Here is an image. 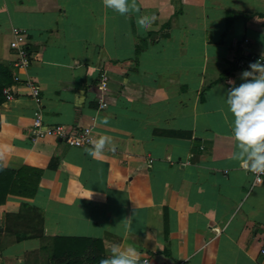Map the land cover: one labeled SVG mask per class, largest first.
I'll list each match as a JSON object with an SVG mask.
<instances>
[{"label": "crops", "instance_id": "crops-1", "mask_svg": "<svg viewBox=\"0 0 264 264\" xmlns=\"http://www.w3.org/2000/svg\"><path fill=\"white\" fill-rule=\"evenodd\" d=\"M136 3L121 16L101 0H0V65L18 79L0 105V168L40 173L33 196L0 205V264H57L73 242L100 244L102 259L130 245L139 264H264V180L250 189L232 159L223 99L248 70L242 49L264 53V0ZM12 29L26 33L25 70L10 67ZM28 84L44 125L91 127L115 151L96 159L92 145L32 141Z\"/></svg>", "mask_w": 264, "mask_h": 264}, {"label": "clouds", "instance_id": "clouds-1", "mask_svg": "<svg viewBox=\"0 0 264 264\" xmlns=\"http://www.w3.org/2000/svg\"><path fill=\"white\" fill-rule=\"evenodd\" d=\"M101 2L105 8L121 16L139 11L136 0ZM152 22V18L147 16H138L136 20L137 26L142 29L150 28ZM240 79L243 82L238 86L235 81H228L229 87L223 98L227 111L232 116L231 137L236 142L232 159L239 162L246 172L264 174V62L250 63L248 70L241 72ZM103 123H107V120ZM90 143L92 146L86 151L96 159L104 158L106 148L115 151L110 136L100 135ZM91 196L92 193L89 198ZM140 256L141 253L135 247L129 245L121 248L114 245L111 248V256L101 259L100 264H139Z\"/></svg>", "mask_w": 264, "mask_h": 264}, {"label": "built area", "instance_id": "built-area-1", "mask_svg": "<svg viewBox=\"0 0 264 264\" xmlns=\"http://www.w3.org/2000/svg\"><path fill=\"white\" fill-rule=\"evenodd\" d=\"M26 33L19 29L11 30V41L9 42V49L13 51L14 60L10 64V67L15 70H25L30 63V54L28 53L26 47ZM246 49H242L241 54L244 56V61L239 62V66H249L250 63L261 61L264 62V53L252 56L246 53ZM17 77L12 76V83L17 82ZM98 96H97V109L103 110L106 107V102L104 100L107 93V78L105 75H102L97 84ZM30 90V97L34 104L37 106V111L31 121L30 129L28 132L29 138L32 141L40 140L44 138H53L55 140L62 141L67 146L70 147H88L91 145L92 141V129L91 127L84 128H69L62 125H44L42 123L40 115V97L39 89L33 85L28 84ZM2 96L4 101H9L12 99V95L9 91V86L2 90ZM243 169V168H242ZM243 171H245L243 169ZM245 173L250 177V189L256 186H259L263 183L264 174H253L251 172ZM261 254L264 253V250L260 251ZM146 259L144 258L141 263L145 264ZM147 262V261H146Z\"/></svg>", "mask_w": 264, "mask_h": 264}, {"label": "trees", "instance_id": "trees-1", "mask_svg": "<svg viewBox=\"0 0 264 264\" xmlns=\"http://www.w3.org/2000/svg\"><path fill=\"white\" fill-rule=\"evenodd\" d=\"M11 83L12 74L10 68L0 65V105L4 102L1 92L4 88L10 86ZM24 171L26 170L11 171L0 168V205L3 204L8 195L19 197L33 196L40 173L37 170L29 169L28 171H30L31 176H26ZM23 208L21 207L18 214L11 217H18L22 213ZM11 233H13L11 236L14 238V242H20L34 237V235L26 232ZM81 243L83 242H73L72 252L67 253L63 260H60L57 264H100V260L102 259L100 257L102 252L100 244L96 245V243L85 242V246H82ZM88 248H90L88 252L93 254L94 257L84 256V252L85 250L87 252ZM82 256H84L83 260L81 259Z\"/></svg>", "mask_w": 264, "mask_h": 264}, {"label": "rangeland", "instance_id": "rangeland-1", "mask_svg": "<svg viewBox=\"0 0 264 264\" xmlns=\"http://www.w3.org/2000/svg\"><path fill=\"white\" fill-rule=\"evenodd\" d=\"M256 56V55H255Z\"/></svg>", "mask_w": 264, "mask_h": 264}]
</instances>
